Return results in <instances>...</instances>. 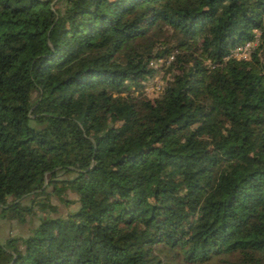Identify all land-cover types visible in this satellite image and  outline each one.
Segmentation results:
<instances>
[{"label": "trees", "instance_id": "16d2710c", "mask_svg": "<svg viewBox=\"0 0 264 264\" xmlns=\"http://www.w3.org/2000/svg\"><path fill=\"white\" fill-rule=\"evenodd\" d=\"M36 210L0 264H264V0H0V217Z\"/></svg>", "mask_w": 264, "mask_h": 264}, {"label": "rangeland", "instance_id": "374dc122", "mask_svg": "<svg viewBox=\"0 0 264 264\" xmlns=\"http://www.w3.org/2000/svg\"><path fill=\"white\" fill-rule=\"evenodd\" d=\"M156 77V76H155ZM153 78L152 81H150L143 89L142 93L145 96H148L149 98H153L159 92L156 90V86L158 83L162 86L163 84V73L161 72L157 79ZM137 93V92H136ZM69 198H73L74 196L72 194H68ZM50 201L56 205L59 209L60 214L65 215L69 210H74L76 208L75 205H70L69 207L64 204L61 200L57 199L56 196H51ZM27 199L24 200V203H27ZM36 214L31 217V219H28V221L24 224H19L17 222L7 220L0 217V241L3 240L6 236L9 235H19V236H26L29 234L30 229L33 225H36L38 223V219H40L44 215H54L49 210H46L44 212L36 210Z\"/></svg>", "mask_w": 264, "mask_h": 264}, {"label": "built area", "instance_id": "2783aa9c", "mask_svg": "<svg viewBox=\"0 0 264 264\" xmlns=\"http://www.w3.org/2000/svg\"><path fill=\"white\" fill-rule=\"evenodd\" d=\"M259 33L256 32V37H258ZM257 43V38L253 41H248L242 45H239L237 47H235L234 49L231 50V53L228 57H226L225 59H228V58H235V59H247L249 58L251 52H252V49L255 47ZM172 56H170L167 60H165V62L168 64L171 60H172ZM164 62V60H158V62L156 63H151V65L153 67H159L162 63ZM158 76V75H157ZM157 76L155 77V79H157ZM156 86V91L157 92H161L162 90V86L158 83L157 85L155 84Z\"/></svg>", "mask_w": 264, "mask_h": 264}]
</instances>
